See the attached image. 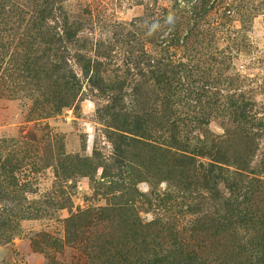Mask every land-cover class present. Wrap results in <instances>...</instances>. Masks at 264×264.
Here are the masks:
<instances>
[{"label":"rangeland","instance_id":"rangeland-1","mask_svg":"<svg viewBox=\"0 0 264 264\" xmlns=\"http://www.w3.org/2000/svg\"><path fill=\"white\" fill-rule=\"evenodd\" d=\"M227 130L264 212V0H0V264H264Z\"/></svg>","mask_w":264,"mask_h":264},{"label":"trees","instance_id":"trees-1","mask_svg":"<svg viewBox=\"0 0 264 264\" xmlns=\"http://www.w3.org/2000/svg\"><path fill=\"white\" fill-rule=\"evenodd\" d=\"M239 117L241 118V116H236L237 121H239ZM237 121L234 122L236 123ZM142 125L139 126V129L141 133L144 134L145 131ZM203 136L204 139L198 137L196 140L197 144L200 145V147H197L199 153L204 155V152H215V155H211L214 157L215 163L210 164L208 174L215 182H217L220 180V177L216 175V171H225L226 175H224V183L227 184V188L230 192V196L224 199L225 217L222 219H214L209 225L213 231L223 230L225 233L230 234L231 237L234 236L236 240L239 239L238 236L240 235L242 236V240L246 241V244L248 243L251 245L252 242H250L245 235L243 236L244 230L249 226L254 227L259 224H262L263 227L260 225L261 229H264V212L256 211L251 207V204L255 199L254 195H252L254 194V186L252 184L254 182H259V180L252 179L251 182L246 185L247 181H245V179L249 178V176L243 174V172H248L246 171V164H244V162H239L238 160L237 162H234L233 165L235 166L227 164L228 169L225 168V170H223L222 166L226 164L222 161L220 162L219 160H216L220 159V152L222 150L219 146L224 144L226 138H229L230 136L228 130L224 136L220 137L208 136L207 134H203ZM232 168H234V170H231ZM221 220L224 221L221 222ZM193 231L197 234L201 229L194 228ZM180 246L181 248L179 251L183 256V258L179 259L180 264L191 262L200 255L198 253L199 250L196 251L195 249H190V246H186V244H181ZM253 252L258 256V259L264 263V245L253 249Z\"/></svg>","mask_w":264,"mask_h":264}]
</instances>
